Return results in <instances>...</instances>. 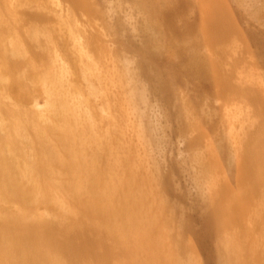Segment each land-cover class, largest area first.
<instances>
[{"label": "bare ground", "instance_id": "obj_1", "mask_svg": "<svg viewBox=\"0 0 264 264\" xmlns=\"http://www.w3.org/2000/svg\"><path fill=\"white\" fill-rule=\"evenodd\" d=\"M13 1L0 0V264H202L178 234L192 219L156 192L174 190L160 175L167 148L156 107L171 104V80L184 76L209 80L233 123L218 120L235 128L225 149L234 179L203 167L202 184L193 173L191 230L204 261L264 264V97L242 81L251 69L235 77L238 62L226 60L230 51L244 60L246 36L263 41L251 25L264 0H130V9L129 0ZM232 13L252 21L246 32ZM239 97L258 101V130L229 100Z\"/></svg>", "mask_w": 264, "mask_h": 264}, {"label": "rangeland", "instance_id": "obj_2", "mask_svg": "<svg viewBox=\"0 0 264 264\" xmlns=\"http://www.w3.org/2000/svg\"><path fill=\"white\" fill-rule=\"evenodd\" d=\"M14 1H16L17 2V0H14ZM14 1H13V4H15L14 3ZM36 1H41V0H36ZM61 1V0H60ZM122 1V0H121ZM130 1V0H129ZM116 1H114L113 3H115ZM128 3V1H125V0H123L122 1V4H123V6H124V4L125 3ZM126 3V4H127ZM125 4V5H126ZM127 5H129L128 7L127 6H124V8H126V9H130V7L131 6H133L132 4H131V1H130V3L129 4H127ZM232 15L234 16V17H236V20H237V22L239 21V23H238V25L240 26V28L243 30V31H245L246 32V24L244 25V23H249L248 25L250 26V23L252 24V21H250V20H248L247 18H250L249 17V14H245L246 15V19H247V21L245 22L244 20H243V22L244 23H241V20H240V18L238 17V16H235V14H233L232 13ZM248 16V17H247ZM239 19V20H238ZM245 19V18H244ZM245 19V20H246ZM264 16H263V18L261 17V19H259V21L261 20V23L260 22H258L257 23V21H256V23H253L252 25H251V28L252 29H255L256 30V33L258 32L259 33V31L258 30H260V29H262L263 31H264V24H262V23H264ZM12 20V19H11ZM10 20V21H11ZM16 23H17V21H16ZM241 24V25H240ZM165 27H163L166 31H167V26L166 25H164ZM243 28H242V27ZM252 26H254L255 28H253ZM100 27V26H99ZM100 29H102V30H104V27H100ZM262 30H260V32L262 31ZM263 31H262V33H263ZM245 34V33H244ZM260 35H261V33H259ZM246 35V34H245ZM264 35V34H263ZM136 36H137V40L138 41H140V38L138 39V37H140V36H138L137 34L136 35H134V39L136 38ZM133 39V40H134ZM245 39V38H244ZM247 39V40H246ZM246 41H243V43H245V44H243L241 41L239 42L240 44H238V42H237V44H238V47L236 46V44H235V46L233 45L232 46V43H230L231 44V46H229L230 48H234V47H237V48H242L243 49V47H240V46H244L245 48L243 49V50H245V49H247L248 51H244V52H242L241 53V51H242V49H241V51H239L238 50V52L240 53V57H243V55H246V56H244L243 58H244V60L243 59H241L240 57V59L241 60H243L242 62H244L245 64H244V66H245V68H244V66L242 65V62L240 61V60H238V61H236V55H232V54H234V53H232V51H230L231 52V54H228V56L230 57V58H228L227 59V57H226V60H228V61H230V62H232L231 64H229L228 63V65H229V67L231 66V67H233V65L232 64H235L236 62H238V64L236 63V65H238V66H234L233 68H231L232 69V71L233 70H235V71H233L232 73H233V75L236 77V75H241L242 73H243V71L242 70H244V71H249L250 69V71L252 72V73H250V72H248L249 74H248V76L246 75L247 73H243L242 74V76H244L245 78H242V81H243V79L252 87V88H254V86H255V89H259V91H261L260 93H258L256 96H258V98L259 97H264V38H263V41H257L256 42V44H255V42L254 41H250L249 39H248V37L246 36ZM26 42V41H25ZM232 42H235V41H232ZM241 43L243 44V45H241ZM179 44H180V42H179ZM228 44H229V42H228ZM118 46V45H117ZM263 46V47H262ZM207 46H206V44L205 43H203L202 44V47H201V50H205V48H206ZM247 47V48H246ZM234 49H236V48H234ZM248 52V53H247ZM245 53V54H244ZM251 54V55H250ZM259 55H260V57H259ZM231 56H233V57H231ZM250 58V59H249ZM241 62V63H240ZM249 62V63H248ZM253 64V65H252ZM241 65V66H240ZM247 66V67H246ZM237 67V68H236ZM208 68V69H207ZM206 68V70L207 71H210V69H209V67H207ZM238 69H241V71H242V73L241 74H239L241 71H238V74H236L237 73V70ZM259 70V71H258ZM170 71H173V70H170ZM254 71V72H253ZM236 72V73H235ZM235 73V74H234ZM209 74H210V72H209ZM252 74H254L253 76H252ZM259 75V76H258ZM239 76H237L239 79L241 78V77H239ZM258 79H257V78ZM184 78H186V79H184ZM261 78V79H260ZM191 78H188L187 76H184L183 78H182V80L180 81L179 79L178 80H175V79H172L171 80V85L172 84H174V87H175V92H176V90H177V92H176V94H175V92L174 91H172L171 93L172 94H169V96L171 95L172 97V102H171V104L170 105H168V107H163L162 105H161V107H156V111L158 110V113H160V114H158V117L155 119L156 121H158L159 123H161V124H163V125H161V124H159L161 127H160V130H161V132H162V130L165 132H163L164 134L162 135L161 134V136H163L164 137V141L163 142H165L164 144H166L165 146H163V147H165V148H167V149H165V148H163V150L165 149V157H164V159L162 160L163 162H161V167H163V168H161V177L162 176H164V175H168V177H170V183H171V187L173 188L174 187V190H171V192L170 193H165L164 192V189H162V185L161 186H159V188H157V190H156V192H157V194L159 193V197H162V198H164V203L167 205L166 207H170V208H172L171 206H173V208H174V206L176 205L178 208L180 207L182 210L184 209L185 210V212H184V216H188V217H190L192 220H187L186 222V224L184 225H182V227H183V229H180L181 231H183V232H181V231H179L178 232V230H177V232H178V234H185V237H186V239L189 237V239H190V241L192 242V245H193V247L195 248V250L197 251V254H198V256L200 257V259H202V260H200L201 261V263L202 264H207L205 261H204V257H205V251H204V249H202L201 247H200V245L197 243V241H196V239H195V236H194V234H193V232H194V230H193V232H192V230H191V228H193V229H198L199 228V225H197L198 224V221L197 220H195V215H197L198 213H199V211H197V210H195V208L194 207H192V200H194V199H196L197 200V198H196V196L197 195H195V194H197V185H196V181H194L195 180V178H193L194 176L196 177V179H199L200 181L204 178H206L207 176L205 175L206 173H205V170L203 171L202 169H203V167H208V168H210V171L209 172H211L210 174L211 175H214V176H216V175H218V174H220V176L221 175H228V173L229 174H231V175H228V176H230V179H234V176L232 175V171H231V169H230V158H228V155L229 154H227V146H229V142H231V140H233V139H235V137H234V135L233 134H235L234 132H235V128L234 127H232L233 125H231V128H230V126H229V128L226 126L227 125V123L228 124H231V123H233V122H231V123H229L230 122V120H231V118L229 117V115H231V114H229V113H231V112H228V111H226L227 113H225L224 112V114H223V111L224 110H222V104L224 103V101L225 102H227L226 100L227 99H225L223 102H222V98H219L217 95H215V92L211 89V87H210V84L208 83V81L206 80L205 82H200L201 84H202V86L200 85V83H198L196 80H191V81H189ZM185 80V81H184ZM241 80V79H240ZM196 81V83L194 84V82ZM254 81V82H253ZM177 82H178V84H179V86L177 85ZM245 82V83H246ZM253 82V83H252ZM251 83L253 84V85H251ZM255 83H257V84H260V86L259 85H256ZM186 84H187V86H186ZM179 87H177V86ZM184 85H185V87H184ZM256 86L258 87V88H256ZM176 87L178 88V89H176ZM189 87V88H188ZM184 89V90H183ZM255 89H253L254 91H255V93H257L258 92V90L256 91ZM193 90V91H192ZM189 91H191V92H189ZM192 92H194V93H192ZM205 94V95H204ZM182 95H184V96H182ZM196 95V96H195ZM200 95V96H199ZM214 95H215V97H214ZM181 96H182V98H181ZM205 96H206V98H205ZM175 97V98H174ZM193 97V98H192ZM204 97V98H203ZM213 97V99H210V98H212ZM262 97V98H263ZM215 98V99H214ZM240 98V99H239ZM238 99L240 100H238V99H229V100H231V101H238L237 103H236V108H240L241 106L242 107H246V108H244V110H243V112H245L244 114L247 116L248 115V117L250 118V120H251V122L253 121L254 123H255V121L257 120V119H259L258 117H259V115H257V114H259L258 113V101L256 100V101H248L247 99H245L244 100V98L243 97H239ZM185 102H184V101ZM205 101L207 102V105H208V110L206 109L207 108V105L205 104ZM222 103H221V102ZM230 101V102H231ZM245 101H247L246 103H245ZM218 102H220V103H218ZM40 105H42L43 104V100L42 99H39V102H38ZM209 103V104H208ZM244 103H245V105H244ZM185 104H186V106H185ZM200 104V105H199ZM212 104H213V106H212ZM217 104V105H216ZM255 104V105H254ZM173 105V106H172ZM198 107H197V106ZM202 105V106H201ZM184 106V107H183ZM188 106V109H189V111H185V110H187V107ZM190 106V107H189ZM209 106H211V107H209ZM251 106V108L253 107V109L255 108V106H256V110L254 109L253 111H250L251 110V108H248V107H250ZM206 107V108H205ZM162 108V112H161V109ZM167 110V108H168V110L166 111L165 109ZM182 108V109H181ZM186 108V109H185ZM218 109V112H217V110H215V109ZM221 108V109H220ZM180 109V110H179ZM184 109V111L186 112V113H188V115H187V117H186V115L184 116V114H183V112L181 111V110H183ZM203 109L205 110L204 112H205V114H204V112H203ZM243 109V108H242ZM250 109V110H249ZM207 110V111H206ZM213 110V111H212ZM222 110V111H221ZM246 110V111H245ZM166 112V114H165V112ZM180 111H181V117H177V113H180ZM210 111H212L211 113H210ZM249 111H250V113H249ZM170 112V114H169V116H167L168 115V113ZM177 112V113H176ZM199 112V113H198ZM202 112V113H201ZM211 114V118H210V114ZM222 112V113H221ZM251 112H255V113H253V114H251ZM172 113V114H171ZM212 113H213V115H212ZM215 113V114H214ZM218 113V114H217ZM257 113V114H256ZM173 114H175V115H173ZM191 114V115H190ZM202 114H204V115H202ZM208 114H209V116H208ZM220 114H222V116L220 117V118H222L225 114V116H224V120L222 119V120H218L219 118H217ZM257 115V117H256V115ZM171 115V116H170ZM197 115V116H196ZM245 115H244V117H245ZM182 116H183V118H182ZM206 116V117H205ZM227 116H228V119H226L227 118ZM190 117V118H189ZM214 117V118H213ZM253 117V118H252ZM161 118V119H160ZM192 118V119H191ZM195 118V119H194ZM202 118H203V120H202ZM204 118H205V120H204ZM180 119H182V120H180ZM196 119H198V120H196ZM208 119V120H207ZM214 119V120H213ZM234 119V118H233ZM187 121V120H190V122L189 121H187V122H184V121ZM196 120V122L194 123L193 121H195ZM200 120V121H199ZM202 120V121H201ZM249 120V121H250ZM138 121V120H137ZM136 121V122H137ZM142 121V120H141ZM162 121V122H161ZM207 121H209V122H207ZM222 121H224V124H226V125H224L223 124V122ZM226 121H228V122H226ZM249 121H247V122H244L243 123V126L246 128V129H250L248 126H249ZM139 122V123H138ZM137 123H138V125L141 127H143L144 126V128L143 129H147V121H142L143 123H145V125H142L143 123H140V121H138ZM194 124H193V123ZM198 122V123H197ZM218 122V123H217ZM226 122V123H225ZM252 122V124H254ZM257 122L258 121H256V123H255V129L256 130H258L257 128L258 127H260L259 125H256L257 124ZM179 123V124H178ZM185 123V124H184ZM188 123V124H187ZM190 123V124H189ZM200 123H201V125H200ZM214 123V124H213ZM221 123V124H220ZM246 123V124H245ZM211 124H213V126L211 125ZM137 125V126H138ZM186 125V126H185ZM191 125V126H190ZM192 125L194 126V127H192ZM225 126L227 129H231L230 130V132H229V130L228 131H226L227 129L225 128L224 129V127H222V126ZM240 125V124H239ZM246 125H248L247 127H246ZM162 126H163V128H162ZM183 126V127H182ZM188 126V127H187ZM202 126V127H201ZM217 126V129L215 128ZM220 126H221V128H220ZM237 126V125H236ZM254 126V125H253ZM192 127V128H191ZM239 127V126H238ZM162 128V129H161ZM185 128V129H184ZM188 128V129H187ZM194 128V129H193ZM251 128H252V126H251ZM142 129V130H143ZM145 129V130H146ZM221 129L223 130L222 131V133H221ZM253 129V128H252ZM185 130V131H184ZM189 131V133H187L188 131ZM199 130V131H198ZM234 130V131H233ZM183 133H181V132ZM194 131H196L195 133H193ZM198 131V132H197ZM200 131H202V134H200ZM224 131H226V132H228V133H226V135L224 134L223 135V133H224ZM160 132V133H161ZM187 133V134H186ZM186 134V135H185ZM198 135V136H196V137H194V135ZM188 135H189V137H188ZM201 135V136H200ZM223 135V136H222ZM166 136V137H165ZM188 137V138H186V137ZM203 136V137H202ZM134 138L136 137L135 135L133 136ZM224 137V138H223ZM234 137V138H233ZM198 138H199V140H198ZM132 139V138H131ZM167 139V141H165ZM134 140H136V138L135 139H132V141H134ZM192 140L194 141V142H192ZM196 140H198V141H196ZM192 143H190V142ZM200 141V143H197V142H199ZM223 141V142H222ZM235 141V140H234ZM134 143H135V141H134ZM169 143V144H168ZM215 143H216V146H215ZM217 143L219 144V146L217 145ZM222 145H221V144ZM232 143H233V145L235 144L233 141H232ZM195 144V145H194ZM198 144V146H199V149H198V147L196 146ZM225 144V145H224ZM211 145V147L209 148V146ZM214 145V146H213ZM167 146V147H166ZM191 146H193V149H192V147ZM206 146V147H205ZM222 148H221V147ZM231 146V145H230ZM195 147V148H194ZM202 149H201V148ZM205 147V148H204ZM213 147V148H212ZM200 150L199 152H198V150ZM207 148H208V150H207ZM220 149L221 151H218L217 149ZM204 149V150H203ZM213 149H215V153H214V150ZM227 151H226V150ZM195 150H197V151H195ZM211 150H213V151H211ZM195 151V152H194ZM192 152H193V154H192ZM199 153H200V155H199ZM221 153V154H220ZM192 154V155H191ZM196 155L197 154V156L199 157V158H197V160H193L192 159V157H193V155ZM211 154H213V157H211L212 155ZM203 155V156H202ZM210 155V156H209ZM219 155H220V157H219ZM188 156L190 157V158H188ZM201 156V157H200ZM219 158V159H221L222 160V166H219V165H216V163L214 162V159L215 158H217V157ZM226 156V157H225ZM205 157V158H204ZM188 158V159H187ZM228 159V162H227V159ZM203 160V161H202ZM189 161H190V163H189ZM200 161V162H199ZM212 161V162H211ZM187 163L186 165H187V167H186V165H185V163ZM211 162V163H210ZM204 164V165H203ZM190 165V166H189ZM192 165V166H191ZM200 165V166H199ZM203 165V166H202ZM214 165V166H213ZM223 165H224V168H223ZM227 165V166H226ZM181 166H182V169H183V171H181L182 169H180L181 168ZM189 166V167H188ZM216 166V167H215ZM174 167H175V169H174ZM201 167V168H200ZM219 167V168H218ZM222 167V168H221ZM180 169V170H178V169ZM177 169V170H176ZM216 169V170H215ZM226 169H229V170H226ZM185 170V171H184ZM215 170V171H214ZM193 171V172H192ZM196 173H195V172ZM159 172V173H160ZM189 172H191V173H189ZM204 172V173H203ZM208 172V173H209ZM227 172V173H226ZM230 172H232V173H230ZM196 174V175H194V174ZM204 174V175H203ZM154 175H157V174H154ZM194 175V176H193ZM159 176V175H158ZM191 178H193V179H191ZM229 178V177H228ZM205 180H207V179H205ZM194 181V182H193ZM173 182V183H172ZM203 182H204V180H203ZM207 182V181H206ZM206 182H204V184L206 183ZM195 183V184H194ZM201 183H202V181H201ZM203 184V183H202ZM196 186V187H195ZM175 188H176V190H175ZM173 194V195H172ZM194 194V195H193ZM180 195H184V196H180ZM187 195V196H186ZM158 196V195H157ZM177 197H181V199H177ZM157 200H158V198H157ZM167 201V202H166ZM159 202V201H158ZM179 204V205H178ZM181 205V206H180ZM184 205V206H183ZM175 206V207H176ZM183 206V207H182ZM186 207V208H185ZM174 210V209H173ZM188 210V211H187ZM191 212H190V211ZM186 212H187V214H186ZM187 219V218H186ZM189 219V218H188ZM194 220H195V222L197 223H195L194 222ZM194 224H196V225H194ZM176 225H178L177 224V222H176ZM169 226V225H168ZM187 226V227H186ZM195 226V227H194ZM181 227V228H182ZM185 227V228H184ZM180 235V237L182 236L183 237V235ZM212 242V244H215V238L214 239H212L211 240ZM212 244L210 245V246H212ZM201 255V256H200Z\"/></svg>", "mask_w": 264, "mask_h": 264}]
</instances>
